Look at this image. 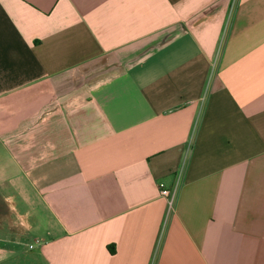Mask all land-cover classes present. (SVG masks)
I'll return each mask as SVG.
<instances>
[{
	"label": "crops",
	"instance_id": "1",
	"mask_svg": "<svg viewBox=\"0 0 264 264\" xmlns=\"http://www.w3.org/2000/svg\"><path fill=\"white\" fill-rule=\"evenodd\" d=\"M0 264H264V0H0Z\"/></svg>",
	"mask_w": 264,
	"mask_h": 264
},
{
	"label": "built area",
	"instance_id": "2",
	"mask_svg": "<svg viewBox=\"0 0 264 264\" xmlns=\"http://www.w3.org/2000/svg\"><path fill=\"white\" fill-rule=\"evenodd\" d=\"M160 191L161 196L164 197L167 200L168 203V210L171 211L174 207L175 200H176V190H171L166 188L164 183H161L160 185ZM34 245H30V248L32 249Z\"/></svg>",
	"mask_w": 264,
	"mask_h": 264
},
{
	"label": "rangeland",
	"instance_id": "3",
	"mask_svg": "<svg viewBox=\"0 0 264 264\" xmlns=\"http://www.w3.org/2000/svg\"><path fill=\"white\" fill-rule=\"evenodd\" d=\"M32 238H33V237H29L28 239H26V242H27L28 244H29V243H30V244H31V243H34V242L32 241ZM35 252H36V251H35ZM33 253H34V252H33ZM31 254H32V253H31ZM29 255H30V254H26V255H25V260H27V261L31 260V258L29 257ZM33 259H34V257L32 256V260H33Z\"/></svg>",
	"mask_w": 264,
	"mask_h": 264
}]
</instances>
